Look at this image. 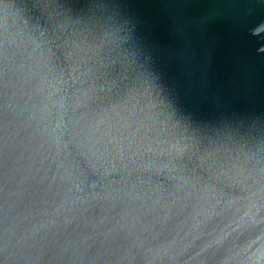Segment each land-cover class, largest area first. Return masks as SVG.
Here are the masks:
<instances>
[{
  "label": "water",
  "instance_id": "water-1",
  "mask_svg": "<svg viewBox=\"0 0 264 264\" xmlns=\"http://www.w3.org/2000/svg\"><path fill=\"white\" fill-rule=\"evenodd\" d=\"M0 264H264V0H0Z\"/></svg>",
  "mask_w": 264,
  "mask_h": 264
}]
</instances>
